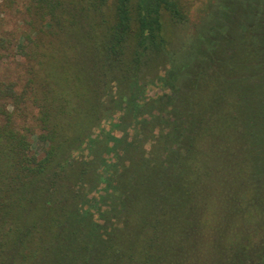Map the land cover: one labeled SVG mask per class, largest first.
<instances>
[{
    "label": "trees",
    "instance_id": "obj_1",
    "mask_svg": "<svg viewBox=\"0 0 264 264\" xmlns=\"http://www.w3.org/2000/svg\"><path fill=\"white\" fill-rule=\"evenodd\" d=\"M210 6L0 0V264H264V0Z\"/></svg>",
    "mask_w": 264,
    "mask_h": 264
},
{
    "label": "rangeland",
    "instance_id": "obj_2",
    "mask_svg": "<svg viewBox=\"0 0 264 264\" xmlns=\"http://www.w3.org/2000/svg\"><path fill=\"white\" fill-rule=\"evenodd\" d=\"M213 1L214 0H189V2L191 4V7H190L191 11H190V15H189L190 23L187 24L188 26L187 25L186 26L174 25L172 27V31H174L176 36L179 38L180 42H183V40H185L186 37L189 38L191 35H193V33L195 32V27L200 24V22L202 21V19H204L205 16H207V14H208L207 12H209V8L211 7L210 4ZM4 29H6L9 32H12V31L18 32L21 29L19 27V24H18V19L16 18L15 15L8 14L5 17ZM11 68L15 71V73H13L12 71H8V68L6 65L4 66V71L3 70L2 71L8 75L12 74L14 77H18L19 76L18 74H19L21 68L14 66V64L11 65ZM167 94L173 95V92L168 86H163V84H161V83L151 85L148 87V90H147V97L151 98V99L152 98L156 99L158 97H161V96H164ZM156 114H158V113H156ZM109 115H110V117L103 120V122H102L103 123L102 129L103 128L106 129L108 134L112 133L113 135L120 137V138L121 137H123L124 139L128 138L127 139L128 142L129 141L130 142H137L136 140L141 141L142 139H144V138H142L141 131L139 133V131H136L135 129L128 131V133H126V134L118 132L114 128V124L115 123L117 124V122H119V121H117L118 115L115 113L114 114L111 113ZM162 118L163 119H171L166 114H163ZM101 130H96L95 135H98V134L100 135ZM34 132L36 134L30 137L31 142H32L33 153L36 154L38 157H42L43 153H44V147L40 143H38V141H37V136L39 134V130L36 129ZM156 133L157 134L159 133L158 129H157ZM113 144L114 143H111V145L108 147V149H110V148L112 149ZM141 148L145 151V154H144L145 158H147L149 160L150 158H152V152L158 150V145L153 139L150 138L149 140H147V142L144 141L142 143ZM85 153L87 156V152H85ZM81 158H82V155H81ZM106 160L108 163V165L106 167L107 169L108 168L111 169L112 165L117 163V161L114 159V157L111 158L110 156H106ZM120 165H121V162H120ZM106 168H105V166L101 167V170L106 169ZM108 176H110V174ZM104 188H105V186H104ZM90 197L93 199H96V201H97V199H98V201L100 200V198L97 197V194H90ZM95 204H97V203L95 202Z\"/></svg>",
    "mask_w": 264,
    "mask_h": 264
}]
</instances>
